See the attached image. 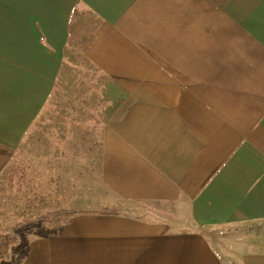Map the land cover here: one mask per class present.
I'll return each mask as SVG.
<instances>
[{
  "label": "crops",
  "instance_id": "0c3cea01",
  "mask_svg": "<svg viewBox=\"0 0 264 264\" xmlns=\"http://www.w3.org/2000/svg\"><path fill=\"white\" fill-rule=\"evenodd\" d=\"M54 98L91 208L0 264H264V0H0L3 185Z\"/></svg>",
  "mask_w": 264,
  "mask_h": 264
},
{
  "label": "rangeland",
  "instance_id": "374dc122",
  "mask_svg": "<svg viewBox=\"0 0 264 264\" xmlns=\"http://www.w3.org/2000/svg\"><path fill=\"white\" fill-rule=\"evenodd\" d=\"M63 100L52 99L50 104L47 105L45 113L43 112L42 118L31 126L26 136H36L38 143L32 145L29 139H25V146L22 150H18L17 155L14 157V165L22 163L27 170L12 174L10 182H4V190L0 189V203L2 202V196H4L3 202L5 204L14 202L19 205L23 198L20 200L17 195H14L20 194L27 187L35 191L40 189L43 199L46 192L44 190L45 186L50 189L52 186L57 185L58 189H64L66 195L69 194L68 200H60L52 195V207L54 201H57L54 206L58 211L56 212L58 216V227L56 228H60L69 222L71 211L78 212L91 208L90 206L76 205V203L69 205V201L75 198L72 195L74 192L76 197L81 199L88 200L87 198L92 196L93 190L89 185L94 181V172L97 171L95 163H92V158H86L82 155L69 156V104H61ZM59 112H64L63 115L59 116V118H64L52 123L53 119L51 118L57 116ZM38 172L41 176L37 174ZM49 177L52 178V181L48 183ZM90 198L93 199L94 196ZM20 206L23 208L22 205ZM30 213L25 212L24 215H21L24 218L22 220H2L1 225L4 232L15 238L13 244L9 246L7 256L3 261L9 260L12 255L17 253V248L27 244L33 236L41 235L44 229L52 228L51 225H54L53 217L51 223L50 221L36 220L38 218L45 219L49 216L43 206L37 212Z\"/></svg>",
  "mask_w": 264,
  "mask_h": 264
},
{
  "label": "trees",
  "instance_id": "16d2710c",
  "mask_svg": "<svg viewBox=\"0 0 264 264\" xmlns=\"http://www.w3.org/2000/svg\"><path fill=\"white\" fill-rule=\"evenodd\" d=\"M80 16V12L75 8H73V10L71 11V18L74 17H79ZM93 27V26H92ZM73 33L76 34L77 36H80L81 33L83 31H87V29L83 30V26L82 24H78L76 26L73 27L72 29ZM20 169H15L14 171L19 172ZM21 171H24V169H21ZM12 175V174H10ZM11 179V177H10ZM9 179V180H10ZM52 181V178L48 179V183ZM10 182V181H8ZM30 182V181H29ZM45 189V198L43 199V194L42 192L39 190L35 191L33 189H30V187H27L26 190H24L23 192H21L20 194H15L14 196L17 195V197L21 200V198H23V201L20 202L23 206V208L19 205V204H15L14 202H10L11 203V207H10V203L5 204L4 201V196H2V202L0 203V263L4 260V258L7 256V252H8V248L11 244H13L14 239L11 235H9L8 233L4 232V228L1 225L2 220L7 219L8 221H18L19 219H24L21 215H24L25 212L27 213H35L38 210H40L42 208V206L45 208V211L47 213H49V216L46 217L45 219H41L38 218L36 219L38 220H45V221H52V217H53V221H54V225H51L52 228H56L58 227V216H57V209L55 206V204L57 203V201H54L53 207H52V195L59 198L60 200H68L69 199V194L66 195L65 190L63 189H58L57 185L56 186H52L50 189H48L46 186L44 187ZM0 189L4 190V185L2 184V182L0 181ZM43 189V188H42ZM72 193V192H71ZM72 195L75 197L73 199H71V201H69V205L70 204H74L76 203V205H82L84 207H88L89 204L86 200H81V198L76 197L75 194L72 193ZM32 197V198H31ZM8 206V208H7ZM86 210V209H85ZM84 210V211H85ZM53 211V213H52ZM71 211V210H70ZM82 211H78V212H74L71 211L70 212V216L69 219H71V217H73L76 213H79ZM30 213V214H31ZM17 215V216H15ZM21 216V217H20ZM40 216V215H39ZM56 221V222H55Z\"/></svg>",
  "mask_w": 264,
  "mask_h": 264
}]
</instances>
